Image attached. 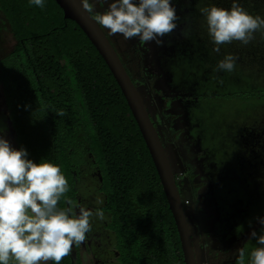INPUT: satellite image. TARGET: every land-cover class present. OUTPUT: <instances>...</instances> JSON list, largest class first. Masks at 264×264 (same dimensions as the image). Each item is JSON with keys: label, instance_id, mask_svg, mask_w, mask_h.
Masks as SVG:
<instances>
[{"label": "flooded vegetation", "instance_id": "flooded-vegetation-1", "mask_svg": "<svg viewBox=\"0 0 264 264\" xmlns=\"http://www.w3.org/2000/svg\"><path fill=\"white\" fill-rule=\"evenodd\" d=\"M172 2L180 19L177 28L162 37V45L154 41L141 43L138 37L131 42L141 50L147 86L163 100L161 114L177 157H170L146 107L167 152L186 213L189 207L193 211L194 222L188 213L187 218L197 264H235L238 247L256 246L250 233L252 230L259 233L261 225L257 217L264 216V111L255 112L247 103L234 107L222 101L223 83L216 82L210 69H206L211 61L205 59L208 50L196 31L198 11L188 5L190 0ZM91 12L96 15L94 9ZM118 54L138 88L119 51ZM12 99L11 90L2 83L0 126L4 132L0 134L19 148L22 146L19 125L23 123L20 108L24 106ZM35 116L41 121L39 113ZM95 147L92 141L82 137L75 148L70 147L69 154L67 145L65 160L59 165L68 179L69 189L58 206L65 207V201L71 200L93 211L101 208L105 213L103 219L90 218L92 226L85 240L73 245L65 259L69 258L71 264H121L122 210L118 207L117 228L113 229L111 215L105 207L109 198L108 171L102 152H97ZM137 155V166L130 169L135 173L123 178L131 191L132 264H149L147 253L153 247L157 250L162 238L169 236L173 240L175 231L169 230V203L151 153L143 150ZM174 162L181 170L178 173ZM183 182L188 186L189 198L181 191ZM238 225L241 229L237 230ZM180 250L184 261L181 241Z\"/></svg>", "mask_w": 264, "mask_h": 264}, {"label": "trees", "instance_id": "trees-1", "mask_svg": "<svg viewBox=\"0 0 264 264\" xmlns=\"http://www.w3.org/2000/svg\"><path fill=\"white\" fill-rule=\"evenodd\" d=\"M239 2L252 14L264 16V0ZM211 4L229 7L231 0L188 2L197 11ZM0 9L18 40L0 68V81L11 90L12 101L24 106L20 108L23 123L19 125L22 146L35 161L44 157L61 165L67 145L69 154L70 147L75 148L82 137L95 144L94 149L102 152L108 171L109 198L105 207L111 215L113 229L117 228L118 207L122 210L120 263L132 264L131 191L123 178L135 173L130 169L137 166V152L149 150L118 82L83 29L76 21L65 18L56 0H46L43 8L30 5L28 0H0ZM196 22L198 38L208 50L204 57L211 61L206 69L224 86L222 101L234 107L247 103L255 112L264 111V30L255 32L248 44L234 40L221 45L216 53L199 11ZM225 53L237 58L231 72L216 70L217 61ZM57 111H63L64 115L59 116ZM38 113L41 121L35 116ZM156 181L162 191L158 177ZM167 215L169 230L175 231V237L162 238L157 250L153 247L147 253L149 264H184L169 207ZM67 262L71 264L64 257L60 264Z\"/></svg>", "mask_w": 264, "mask_h": 264}, {"label": "clouds", "instance_id": "clouds-1", "mask_svg": "<svg viewBox=\"0 0 264 264\" xmlns=\"http://www.w3.org/2000/svg\"><path fill=\"white\" fill-rule=\"evenodd\" d=\"M28 3L43 8L46 0ZM95 3L107 4L94 16L95 21L109 34L119 33L125 40L138 37L141 43L162 45V37L176 29L180 19L172 0H81L87 11H92ZM198 11L216 53L221 45L234 40L248 44L255 32L264 30V16L252 14L239 0H231L229 7L211 4ZM236 59L234 54L225 53L217 61L216 70L233 71ZM56 113L64 115L63 111ZM68 189V179L58 164L44 157L39 161L29 158L24 146L13 147L0 134V264H60L73 245L85 240L92 226L90 218L103 219L105 213L71 200L59 207ZM257 219L260 231L250 233L256 246L238 247L235 264H264V216Z\"/></svg>", "mask_w": 264, "mask_h": 264}, {"label": "water", "instance_id": "water-1", "mask_svg": "<svg viewBox=\"0 0 264 264\" xmlns=\"http://www.w3.org/2000/svg\"><path fill=\"white\" fill-rule=\"evenodd\" d=\"M65 18L77 22L104 58L118 82L160 176L169 208L173 214L185 264H197L187 213L176 183L174 172L158 130L144 100L104 28L94 19L91 11L83 8L81 0H56Z\"/></svg>", "mask_w": 264, "mask_h": 264}, {"label": "rangeland", "instance_id": "rangeland-1", "mask_svg": "<svg viewBox=\"0 0 264 264\" xmlns=\"http://www.w3.org/2000/svg\"><path fill=\"white\" fill-rule=\"evenodd\" d=\"M106 7H107V4L101 6L100 4L95 3L93 9L95 13L97 14L98 12L105 10ZM106 31L108 32L107 29ZM109 35L112 41L114 42V44L116 45V47L118 48V51L121 53L131 74L133 75L138 85V89L146 103V106L150 110L156 122L158 130L162 136V139L166 145V148H167L168 153L170 154V157H174V158L177 157L176 154L174 153V148L170 140V135L164 124L163 116L161 114V109L163 108V100L161 99L159 94L154 93L147 86L145 75L143 72V67H142L141 50L131 42V39L125 40L124 37L119 33L115 35H111V34ZM17 41L18 40L15 37L11 29L8 19L6 18L5 14L0 9V68H3L4 59L10 53V51H12L15 48ZM1 85H2V82L0 81V86ZM180 86L182 87V85ZM174 164H175V169L177 173L180 172L181 170L178 168V166H176L175 162ZM179 176H182V175H179ZM180 187H181V191L184 194V196L186 198H189L190 192H189L187 184L183 182L180 185ZM187 213H188V216L190 217V220L192 219V222H194L193 211L192 209H190V207L188 208Z\"/></svg>", "mask_w": 264, "mask_h": 264}]
</instances>
